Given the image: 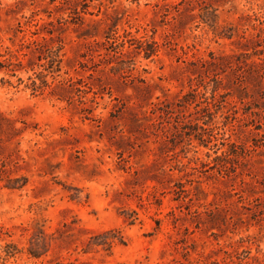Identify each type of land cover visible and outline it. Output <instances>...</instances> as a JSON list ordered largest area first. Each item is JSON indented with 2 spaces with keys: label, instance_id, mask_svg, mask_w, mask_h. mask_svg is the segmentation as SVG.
Wrapping results in <instances>:
<instances>
[{
  "label": "rangeland",
  "instance_id": "rangeland-1",
  "mask_svg": "<svg viewBox=\"0 0 264 264\" xmlns=\"http://www.w3.org/2000/svg\"><path fill=\"white\" fill-rule=\"evenodd\" d=\"M0 264H264V0H0Z\"/></svg>",
  "mask_w": 264,
  "mask_h": 264
},
{
  "label": "trees",
  "instance_id": "trees-1",
  "mask_svg": "<svg viewBox=\"0 0 264 264\" xmlns=\"http://www.w3.org/2000/svg\"><path fill=\"white\" fill-rule=\"evenodd\" d=\"M20 180H23L24 182H26V181H25L26 179L23 178V177H22V178H16V179H14V180L12 181V182H13V183H12V184H13L12 186L15 187V184H17V182H19ZM23 184H24V183H23ZM104 234H108V233L106 232V233H103V235H104ZM101 235H102V234H101ZM98 236H99V235H95L94 238H97ZM112 238H117L119 241L123 242L122 237H116V235H114ZM106 242H107V241H106ZM106 242H97L96 244H106Z\"/></svg>",
  "mask_w": 264,
  "mask_h": 264
}]
</instances>
